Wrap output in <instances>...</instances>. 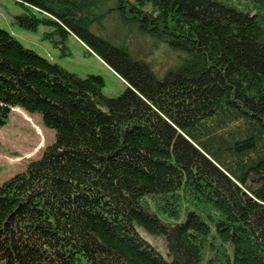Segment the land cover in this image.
<instances>
[{
    "label": "trees",
    "instance_id": "16d2710c",
    "mask_svg": "<svg viewBox=\"0 0 264 264\" xmlns=\"http://www.w3.org/2000/svg\"><path fill=\"white\" fill-rule=\"evenodd\" d=\"M19 1L126 87L0 27V128L54 130L0 182V264H264V0Z\"/></svg>",
    "mask_w": 264,
    "mask_h": 264
},
{
    "label": "rangeland",
    "instance_id": "374dc122",
    "mask_svg": "<svg viewBox=\"0 0 264 264\" xmlns=\"http://www.w3.org/2000/svg\"><path fill=\"white\" fill-rule=\"evenodd\" d=\"M19 0H0V27L12 33L25 47L38 52L66 70L81 76L98 74L104 79L103 92L109 96L120 94L125 82L100 57L74 34L59 32L46 37L54 25L39 23L35 29L20 25L16 17L24 12ZM38 16L42 14L35 11ZM56 40L54 43L49 37ZM54 139V130L44 126L36 113L13 107L7 123L0 128V182L22 171L31 159L39 158L45 145ZM163 251L160 240L149 238Z\"/></svg>",
    "mask_w": 264,
    "mask_h": 264
}]
</instances>
